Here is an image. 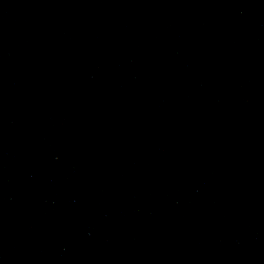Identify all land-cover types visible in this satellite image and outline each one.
Returning <instances> with one entry per match:
<instances>
[{"label": "water", "instance_id": "1", "mask_svg": "<svg viewBox=\"0 0 264 264\" xmlns=\"http://www.w3.org/2000/svg\"><path fill=\"white\" fill-rule=\"evenodd\" d=\"M264 136V0H0V248Z\"/></svg>", "mask_w": 264, "mask_h": 264}]
</instances>
